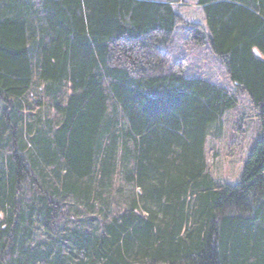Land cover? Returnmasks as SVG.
Instances as JSON below:
<instances>
[{
  "label": "trees",
  "instance_id": "1",
  "mask_svg": "<svg viewBox=\"0 0 264 264\" xmlns=\"http://www.w3.org/2000/svg\"><path fill=\"white\" fill-rule=\"evenodd\" d=\"M183 1L0 0V264H264V136L237 183L206 148L238 91L264 131V0Z\"/></svg>",
  "mask_w": 264,
  "mask_h": 264
},
{
  "label": "rangeland",
  "instance_id": "2",
  "mask_svg": "<svg viewBox=\"0 0 264 264\" xmlns=\"http://www.w3.org/2000/svg\"><path fill=\"white\" fill-rule=\"evenodd\" d=\"M176 9L187 20L206 24L203 8L197 0H185L176 4ZM184 39L178 42V50L189 56L191 61L199 64L209 73L213 80L236 91L237 86L230 79L225 64L210 49L186 43ZM35 87L33 92L39 91ZM239 92V103L226 111L221 120L212 124L215 130L207 137V157L209 167L218 182L237 183L240 181L245 162L253 148L264 136L259 108L252 102L247 92ZM127 190V188H125Z\"/></svg>",
  "mask_w": 264,
  "mask_h": 264
},
{
  "label": "water",
  "instance_id": "3",
  "mask_svg": "<svg viewBox=\"0 0 264 264\" xmlns=\"http://www.w3.org/2000/svg\"><path fill=\"white\" fill-rule=\"evenodd\" d=\"M256 53H257L258 55H260V52H259V51H257V50H256Z\"/></svg>",
  "mask_w": 264,
  "mask_h": 264
}]
</instances>
